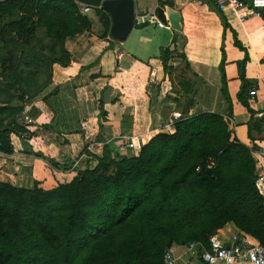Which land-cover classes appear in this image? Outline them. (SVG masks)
Instances as JSON below:
<instances>
[{
  "label": "trees",
  "instance_id": "1",
  "mask_svg": "<svg viewBox=\"0 0 264 264\" xmlns=\"http://www.w3.org/2000/svg\"><path fill=\"white\" fill-rule=\"evenodd\" d=\"M77 1L94 8L99 30L71 0H0L2 155L13 154L12 136L28 141L20 139L29 132L19 120L26 108L36 121L41 113L34 103L50 107L48 101L59 94V88L49 89L53 66L71 64L66 41L88 33L114 43L110 17L100 8L105 0ZM220 17L223 29H229ZM169 56L162 53V68L180 110L171 133H152L140 148L120 152L103 137L107 112L100 101L95 148H101L98 156L88 153L96 161L92 169L61 171L50 160L46 165L55 172L75 170L72 179L51 189L39 182L29 189L0 182V264H167L170 250L190 244L208 249L209 240L227 225L243 241L264 248V202L255 188L253 158L264 120L255 119L249 108L244 67L237 98L251 115L250 147L232 138L230 117L191 113L194 84L185 78L190 66L173 67ZM37 127L31 137L39 130L54 132L52 122ZM209 159L215 162L212 169L206 166Z\"/></svg>",
  "mask_w": 264,
  "mask_h": 264
},
{
  "label": "crops",
  "instance_id": "2",
  "mask_svg": "<svg viewBox=\"0 0 264 264\" xmlns=\"http://www.w3.org/2000/svg\"><path fill=\"white\" fill-rule=\"evenodd\" d=\"M134 2L136 9L151 12L157 19V9L161 8L164 20H159L170 30L151 24L137 26L139 40L125 44L100 41L88 33L67 40L65 46L71 54V64L67 68L53 66L49 89L59 88V94L48 101L50 107L43 103H40L42 108L36 105L41 113L40 122L47 124L45 121L49 115L60 134L39 130L25 142L12 136L13 154H0L1 183L29 189L34 182H39L42 188L51 189L57 182L70 181L75 170L64 176L46 165L50 159L56 160L52 163L58 166L68 167L76 163L75 169H86L91 163L88 159H93L88 153H92L91 147L95 148V138L99 133L98 110L89 119L88 106L89 102H98L99 109L104 93L124 94L123 97L119 95V106L103 105L107 112L103 137L107 142L116 146L119 137H132L137 149L152 133H171L176 121L174 116L180 115V110L175 104L177 96L169 77L163 72L161 55L165 51L169 57L171 53L176 55L175 59L169 60V65L183 68V63L187 62L190 66L185 78L194 84L196 108L191 113L207 111L230 117L232 138L248 147L252 145L247 137L251 115L237 98L242 85L238 76L243 65L249 108L254 111L255 119L264 120V11L260 18H250L241 23L232 11H219L214 0ZM220 14L229 29H223ZM93 30H99L98 23L94 21ZM159 30L170 34L165 45L155 42L161 35ZM148 51L153 53L149 55ZM221 70L225 76L228 100L221 92ZM107 85H110L109 90L105 88ZM253 88L257 92L255 97L249 95ZM125 103L129 105L124 106ZM254 144L264 148L260 141ZM97 145L95 149H100L101 144ZM233 236L241 238L233 225H227L217 233L220 242L227 245L231 244ZM176 249L175 256L189 258L185 249L182 254H176ZM191 264L198 263L194 261Z\"/></svg>",
  "mask_w": 264,
  "mask_h": 264
},
{
  "label": "built area",
  "instance_id": "3",
  "mask_svg": "<svg viewBox=\"0 0 264 264\" xmlns=\"http://www.w3.org/2000/svg\"><path fill=\"white\" fill-rule=\"evenodd\" d=\"M79 8L80 13L87 15L94 9L92 6L81 3L77 0H71ZM103 3V2H102ZM215 5L221 12L227 10L232 11L239 22L244 23L250 18H260L262 11H264V0H214ZM102 8V4L100 6ZM155 25L157 28L170 30L167 24H163L155 14L145 12L142 9L134 10L133 27ZM171 59H175V53H171ZM251 97L257 95L253 88L249 91ZM28 110L19 117V120L27 127L28 133L22 134L21 140H31L32 129L37 127L36 121L27 113ZM180 115H175L174 119H178ZM230 125L232 121L228 119ZM264 144V132L262 141ZM120 152H128L134 149V142L132 137L121 136L118 138L116 145ZM253 158L256 163V170L258 172L255 180V188L264 202V148L259 147V150L253 152ZM208 169L215 167L213 159L206 162ZM197 170H199L197 168ZM239 239V240H238ZM186 255L192 261L198 264H264V248L252 242L251 240H242L236 236L231 239V244H223L218 239L217 235L209 240L208 249L200 244H190L186 249ZM167 264H180L181 259L174 254V250H170L165 257ZM182 264H190L189 262Z\"/></svg>",
  "mask_w": 264,
  "mask_h": 264
},
{
  "label": "rangeland",
  "instance_id": "4",
  "mask_svg": "<svg viewBox=\"0 0 264 264\" xmlns=\"http://www.w3.org/2000/svg\"><path fill=\"white\" fill-rule=\"evenodd\" d=\"M90 18H91V20L92 21H94V23L96 24L97 23V19L95 18V15H94V13L93 12H91V13H89V15H88ZM159 32L161 33V35H159L157 38H156V40H155V42H157V43H159V45H165L166 43H167V41L170 39V34L168 33V32H165V31H160L159 30ZM139 32H138V30H137V27H133V29H132V31L130 32V34H129V37H128V39H127V41L125 42L124 41V44L125 43H127L128 41H130V42H136V41H138L139 40ZM130 42L128 43V44H126L125 46L126 47H128L129 45H130ZM114 43H115V41H114ZM116 43H120V42H116ZM123 43V42H122ZM152 51V50H151ZM151 51H148V54L149 55H151L153 52H151ZM157 54V53H156ZM158 55V54H157ZM144 60V59H143ZM142 60V61H143ZM143 63H146V60H144L143 61ZM110 85H107L105 88H108L107 90H109L110 88ZM125 93H127L126 92V90L124 91ZM105 95L103 96L104 98V101H103V105H105V104H111V105H115V106H117L118 105V103L120 102V100H119V97L121 96V94H114V93H112V94H110V95H107V93H104ZM116 95V96H115ZM120 95V96H119ZM124 96V94L121 96V97H123ZM41 102H36V104H34L33 105V107L35 108H37V106L36 105H38L39 107H41L42 108V105L40 104ZM90 104H89V106H88V112H89V114H88V116H89V119H90V117L94 114V112H96V110H98V102H96V103H94V102H89ZM33 104V103H32ZM124 106H128L129 105V103H125V104H123ZM32 106V105H31ZM119 106V105H118ZM30 107V106H29ZM31 108V107H30ZM47 108V107H46ZM29 109V108H28ZM40 110V109H39ZM47 111V110H46ZM36 121L38 122V123H40V126H42V125H45V124H43L44 122L41 120V122H40V119H36ZM47 124L46 125H49V124H51V119H50V116L48 115L47 116V120L45 121ZM65 124V123H64ZM36 129H38V127H34L33 129H32V131H35ZM109 129V128H108ZM108 129H107V134H108ZM55 133H59L60 134V132H57V130L54 128V130H53ZM53 132V133H54ZM73 133V132H72ZM66 134V133H65ZM67 134H70L69 132H67ZM106 135V134H105ZM109 135V134H108ZM84 136V135H83ZM106 137H108V136H106ZM89 142V141H88ZM64 146V145H63ZM92 149H90L91 150V152L93 153V155H99V153H100V149H95V148H93V147H91ZM85 150V149H84ZM89 152V151H88ZM91 157V156H90ZM56 159V158H55ZM57 159H58V157H57ZM75 159V158H74ZM51 161H56V160H52V159H50ZM88 161L90 162L91 161V165L90 164H88V166H87V168H90V169H92L95 165H96V161L94 160V159H88ZM47 163V162H46ZM60 170L61 171H63V169H64V167L65 168H67L68 170H70V169H72V168H75L76 167V163H74V165H72V164H70L68 167H66L65 165H63V164H61L60 166ZM85 169V168H84ZM71 171V170H70ZM63 173V175L65 176V174H69V172L67 173V172H62ZM71 173V172H70ZM67 177V176H66ZM183 251H184V249L183 250H178V249H176V254H182L183 253ZM185 252H186V249H185ZM182 260V263H186V262H189L190 264L193 262L192 261V259L191 258H182L181 259ZM181 262H180V264H182Z\"/></svg>",
  "mask_w": 264,
  "mask_h": 264
},
{
  "label": "water",
  "instance_id": "5",
  "mask_svg": "<svg viewBox=\"0 0 264 264\" xmlns=\"http://www.w3.org/2000/svg\"><path fill=\"white\" fill-rule=\"evenodd\" d=\"M102 9L111 20L110 38L115 42H124L133 29L134 0H105ZM157 15L161 21L164 20L161 8L157 9Z\"/></svg>",
  "mask_w": 264,
  "mask_h": 264
}]
</instances>
